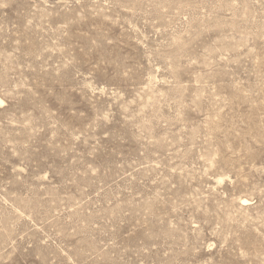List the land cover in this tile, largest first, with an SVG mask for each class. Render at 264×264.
I'll return each mask as SVG.
<instances>
[{
	"label": "rangeland",
	"instance_id": "obj_1",
	"mask_svg": "<svg viewBox=\"0 0 264 264\" xmlns=\"http://www.w3.org/2000/svg\"><path fill=\"white\" fill-rule=\"evenodd\" d=\"M0 264H264V0H0Z\"/></svg>",
	"mask_w": 264,
	"mask_h": 264
},
{
	"label": "bare ground",
	"instance_id": "obj_2",
	"mask_svg": "<svg viewBox=\"0 0 264 264\" xmlns=\"http://www.w3.org/2000/svg\"><path fill=\"white\" fill-rule=\"evenodd\" d=\"M0 102H2V100L0 99Z\"/></svg>",
	"mask_w": 264,
	"mask_h": 264
}]
</instances>
